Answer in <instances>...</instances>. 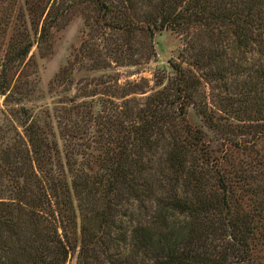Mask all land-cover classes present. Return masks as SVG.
I'll return each mask as SVG.
<instances>
[{"label":"trees","instance_id":"obj_1","mask_svg":"<svg viewBox=\"0 0 264 264\" xmlns=\"http://www.w3.org/2000/svg\"><path fill=\"white\" fill-rule=\"evenodd\" d=\"M168 30L170 71L123 82ZM0 95V264H264V0H0Z\"/></svg>","mask_w":264,"mask_h":264},{"label":"rangeland","instance_id":"obj_2","mask_svg":"<svg viewBox=\"0 0 264 264\" xmlns=\"http://www.w3.org/2000/svg\"><path fill=\"white\" fill-rule=\"evenodd\" d=\"M22 2L23 0H17L19 7L22 5ZM83 30V20L81 18H76L69 22L63 29L55 31L53 34V41L55 43L54 53L43 59L37 56V70L40 77L39 83L35 85V98L29 102H24V104H22L23 106L37 109L40 105H51L57 101V97H54V95L50 93V82L60 69L68 64L75 50L80 47L83 38ZM31 33L32 41L36 42L39 35L34 31H31ZM141 39L143 38L141 37ZM153 42L154 54L150 61L146 62V58L149 57V55H139V58L144 61L141 65L122 66L119 68L123 82L126 80L140 81L141 79H145L149 81L150 86L153 87L154 75L161 70L170 71V61L177 59L179 53L185 46V38L169 30L157 33ZM140 43L141 50H143L148 41L143 39ZM33 53H37L36 44L31 54ZM40 97L43 100L39 99ZM4 100L5 97L0 95V137L12 139L13 141L16 139L15 141H17L19 139L17 131L22 133L23 129L20 127L19 121L13 119L11 115L9 119L8 108ZM12 125L17 126L18 129H11ZM68 264H76V260H71Z\"/></svg>","mask_w":264,"mask_h":264}]
</instances>
